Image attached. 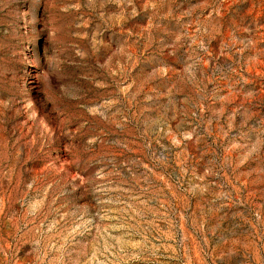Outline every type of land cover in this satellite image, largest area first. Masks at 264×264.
Instances as JSON below:
<instances>
[{
	"label": "rangeland",
	"instance_id": "rangeland-1",
	"mask_svg": "<svg viewBox=\"0 0 264 264\" xmlns=\"http://www.w3.org/2000/svg\"><path fill=\"white\" fill-rule=\"evenodd\" d=\"M0 264H264V0H0Z\"/></svg>",
	"mask_w": 264,
	"mask_h": 264
}]
</instances>
